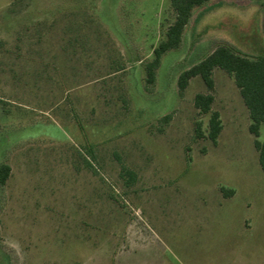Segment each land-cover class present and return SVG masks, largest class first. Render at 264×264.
<instances>
[{"label":"rangeland","instance_id":"374dc122","mask_svg":"<svg viewBox=\"0 0 264 264\" xmlns=\"http://www.w3.org/2000/svg\"><path fill=\"white\" fill-rule=\"evenodd\" d=\"M173 22L170 0H0V264H264V127L223 70L178 88L219 46L264 54V0L196 8L148 86Z\"/></svg>","mask_w":264,"mask_h":264},{"label":"trees","instance_id":"16d2710c","mask_svg":"<svg viewBox=\"0 0 264 264\" xmlns=\"http://www.w3.org/2000/svg\"><path fill=\"white\" fill-rule=\"evenodd\" d=\"M174 13V22L168 27L166 38L154 51V61L146 66V84L154 85L156 81V69L159 67L162 57L170 50L181 46L184 31L196 8L207 4L210 0H170ZM223 70L234 78L240 95L248 109L251 126L250 133L259 138L264 127V54L258 58H248L236 53L228 46L217 47L209 56L198 64L184 71L178 78V88L184 92L189 82L194 78H201L209 90L214 89V71ZM214 97L212 94H198L194 99V105L202 115H210L208 138L216 143L222 132L220 114L213 111ZM168 118L165 119L167 121ZM201 124H197V134L203 137ZM255 147L259 153V164L264 173V139L256 140ZM11 169L8 165L0 167V185H5L10 177ZM131 182L135 176L128 173ZM224 196L230 197L233 191L222 189Z\"/></svg>","mask_w":264,"mask_h":264}]
</instances>
